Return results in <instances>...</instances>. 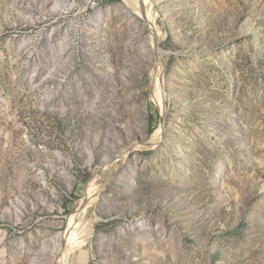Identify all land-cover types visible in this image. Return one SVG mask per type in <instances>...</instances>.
Wrapping results in <instances>:
<instances>
[{
  "label": "rangeland",
  "instance_id": "obj_1",
  "mask_svg": "<svg viewBox=\"0 0 264 264\" xmlns=\"http://www.w3.org/2000/svg\"><path fill=\"white\" fill-rule=\"evenodd\" d=\"M60 243L264 264V0H0V264Z\"/></svg>",
  "mask_w": 264,
  "mask_h": 264
},
{
  "label": "bare ground",
  "instance_id": "obj_2",
  "mask_svg": "<svg viewBox=\"0 0 264 264\" xmlns=\"http://www.w3.org/2000/svg\"><path fill=\"white\" fill-rule=\"evenodd\" d=\"M140 5V3H139ZM157 41V45L158 47L160 48V45H159V40H156ZM160 60V58H159ZM36 70L33 71V78L35 77L34 75L36 74ZM35 80V79H34ZM162 130L160 129L158 132L155 133V135H153L154 137V141L155 143H153V145H157L159 142H161V139H162ZM127 153H125L124 156H126ZM103 186V185H101ZM97 198V197H96ZM93 199H95V196L93 197ZM91 199V201L93 200ZM90 204V203H89ZM87 204L86 206H84L82 209H80L77 213H76V216L73 217V222H72V225L75 226V229L72 231V232H68V236L65 237L64 235V239L65 241H63L65 244L66 247H69L70 249H75L76 248L78 249V247H80L85 241V238L86 236L88 235V230L89 228H86V226L84 225H81V221L84 217V212L85 210L87 209V207H89ZM72 218V217H71ZM72 220V219H71ZM97 220V219H96ZM96 222V221H95ZM63 238V237H62ZM63 244L60 243L59 246L56 247V250H57V253L55 255V259L53 261L52 264H66V258L65 256L62 255V246ZM64 246V248H65ZM85 247V246H84ZM83 247V248H84ZM74 250V251H75ZM79 251V250H78ZM71 252V251H70ZM66 254V253H65ZM68 256V254H67ZM82 256V255H81ZM85 257V256H83ZM69 261V260H68Z\"/></svg>",
  "mask_w": 264,
  "mask_h": 264
},
{
  "label": "trees",
  "instance_id": "obj_3",
  "mask_svg": "<svg viewBox=\"0 0 264 264\" xmlns=\"http://www.w3.org/2000/svg\"><path fill=\"white\" fill-rule=\"evenodd\" d=\"M105 1H106V2H109V1H113V2H114V1H119V0H105Z\"/></svg>",
  "mask_w": 264,
  "mask_h": 264
},
{
  "label": "water",
  "instance_id": "obj_4",
  "mask_svg": "<svg viewBox=\"0 0 264 264\" xmlns=\"http://www.w3.org/2000/svg\"><path fill=\"white\" fill-rule=\"evenodd\" d=\"M82 204H83V202H82ZM82 204H81V205H82Z\"/></svg>",
  "mask_w": 264,
  "mask_h": 264
}]
</instances>
